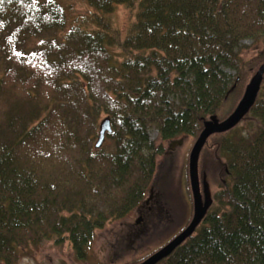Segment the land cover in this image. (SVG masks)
Listing matches in <instances>:
<instances>
[{
    "label": "trees",
    "instance_id": "trees-1",
    "mask_svg": "<svg viewBox=\"0 0 264 264\" xmlns=\"http://www.w3.org/2000/svg\"><path fill=\"white\" fill-rule=\"evenodd\" d=\"M86 2L135 17L124 36L99 16L64 32L58 3L0 0V264L54 238L85 260L97 230L143 203L162 152L151 132L197 140L264 64V0ZM244 43L258 50L247 61ZM106 118L111 152L96 149ZM199 171L219 188L213 205L159 264H264V81L242 123L209 138Z\"/></svg>",
    "mask_w": 264,
    "mask_h": 264
},
{
    "label": "rangeland",
    "instance_id": "rangeland-1",
    "mask_svg": "<svg viewBox=\"0 0 264 264\" xmlns=\"http://www.w3.org/2000/svg\"><path fill=\"white\" fill-rule=\"evenodd\" d=\"M58 3L66 15L64 32L73 27L91 29L97 16L105 18L113 27L124 33L135 17V9L119 6L113 14L103 15L92 8L86 0H37ZM62 33V32H60ZM59 33V34H60ZM38 37H29L27 47L36 50L40 46ZM243 61L250 60L258 50L250 43H244L241 49ZM231 104L224 109L229 110ZM221 115V114H220ZM196 138L180 136L171 141L162 142L156 130L151 132L154 147L162 152L157 156V169L154 180L147 190L145 199L148 208L157 209L161 203L163 211L152 212L153 223L141 220L138 209L125 218L112 220L95 232L87 249L85 260H78L69 240L54 238L35 246L19 255L15 264H137L178 235L193 217V200L189 182V156ZM214 140L212 141V143ZM113 142L106 139L105 151L113 150ZM219 191L211 184V193ZM142 203V204H143Z\"/></svg>",
    "mask_w": 264,
    "mask_h": 264
},
{
    "label": "water",
    "instance_id": "water-1",
    "mask_svg": "<svg viewBox=\"0 0 264 264\" xmlns=\"http://www.w3.org/2000/svg\"><path fill=\"white\" fill-rule=\"evenodd\" d=\"M264 81V64L250 80L245 92L233 112L224 120L212 116L205 122L204 128L197 138L189 156V182L193 198V217L189 225L182 230L169 243L155 252L141 264H159L171 256L176 249L192 237L206 218L213 205V194L207 177L200 178L199 162L201 153L210 137L216 134H225L238 127L250 113L261 92ZM112 133L111 120L106 118L100 123L99 136L96 149H101L105 144L108 134Z\"/></svg>",
    "mask_w": 264,
    "mask_h": 264
},
{
    "label": "flooded vegetation",
    "instance_id": "flooded-vegetation-1",
    "mask_svg": "<svg viewBox=\"0 0 264 264\" xmlns=\"http://www.w3.org/2000/svg\"><path fill=\"white\" fill-rule=\"evenodd\" d=\"M149 201L144 202L143 204H141L137 209H138V214L141 216V220H145L146 219V223H153V213L152 212H159V211H163V206L162 204L159 202L157 203V209L152 211V209L149 207ZM136 209V210H137Z\"/></svg>",
    "mask_w": 264,
    "mask_h": 264
}]
</instances>
